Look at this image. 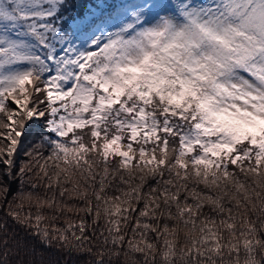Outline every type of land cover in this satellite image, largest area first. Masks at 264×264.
<instances>
[{"label": "snow or ice", "instance_id": "1", "mask_svg": "<svg viewBox=\"0 0 264 264\" xmlns=\"http://www.w3.org/2000/svg\"><path fill=\"white\" fill-rule=\"evenodd\" d=\"M70 262L264 264V0H0V264Z\"/></svg>", "mask_w": 264, "mask_h": 264}, {"label": "trees", "instance_id": "2", "mask_svg": "<svg viewBox=\"0 0 264 264\" xmlns=\"http://www.w3.org/2000/svg\"><path fill=\"white\" fill-rule=\"evenodd\" d=\"M40 132H41V128L36 122H32L28 125L27 132H26L25 137H24L25 149L27 147H30L31 144L35 143L39 139ZM16 187H17V185L13 184V186H12L13 191L16 190ZM54 258H55V256H54ZM70 264H71V262H70Z\"/></svg>", "mask_w": 264, "mask_h": 264}]
</instances>
